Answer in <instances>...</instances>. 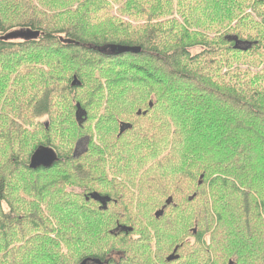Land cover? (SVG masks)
<instances>
[{
  "label": "rangeland",
  "instance_id": "obj_1",
  "mask_svg": "<svg viewBox=\"0 0 264 264\" xmlns=\"http://www.w3.org/2000/svg\"><path fill=\"white\" fill-rule=\"evenodd\" d=\"M225 2L227 3L224 4ZM246 4L247 6L240 13L237 8L239 5ZM153 6V1L139 0L136 3V12L133 14L119 9L120 15H116L103 6L102 0L96 4L94 0H0L2 21L4 27H6L4 34L8 33L6 35H9L10 31L23 29V26L28 23V18L36 17L47 32L69 31L80 24L85 37L89 40L100 42L134 41L136 43L143 37V31L154 25V23L164 20L166 22L178 21L181 24L180 28L175 27L170 31L168 39L164 38L165 42H173L174 39H180L186 33V26L184 23L182 24L181 20V16L184 15L186 22H193L194 19L195 24H198V27L195 25L190 29L191 37L195 39L200 38L199 40H201L203 35L223 39L225 35L231 34L238 35L241 39L246 40L258 39L260 44L262 40L261 48L258 47L248 54L237 53L232 54L233 57H231V52L225 49L220 53L221 56H219V53L212 54L210 61L214 63L215 61L225 60L223 64L217 65L216 68L221 70L214 74L212 78L213 81L218 83H225L224 85L216 84L220 88L227 89L229 85L236 86L235 83H237L240 86V89L236 86L240 91L238 94L243 97L249 99V92L252 89L254 92L264 95V38L262 36L264 32L256 24L261 22L259 14L261 15L262 8H256L248 2L234 0H168V12L163 18L157 17L153 13ZM253 8L258 12L251 11ZM98 15L103 18L94 20V17ZM205 25L210 26V28H204ZM62 36L66 37V34L63 33ZM21 42H23L21 38L11 41L14 46L20 45L18 43ZM158 43L160 44L161 41L159 40ZM32 48H27L21 55L17 54L19 48L12 53L9 67L10 71L16 67V71L10 74L11 81L4 88L0 86V93H3L0 96L6 95L4 92L7 90L10 91L7 92L10 106L6 104L8 107L3 108V111L6 110L8 114L3 111L0 112L6 115L3 121L7 123L3 128H0V131L2 129L6 131L4 135L0 136V167H5L6 160H9L10 155L14 154V150L18 146V142L13 143L10 139L11 134L8 131V125L13 123L20 127V124L23 123L24 129H26L23 139L26 141L28 153L33 146L50 143L64 156V159L70 158L67 160L71 161V163H68L70 166L81 164L82 169L84 168L92 173L85 182H82V185L74 184L73 177H71V186L69 181L64 179L68 184L64 186V192L82 195L95 190L100 193H110L117 201L115 204H109L106 211H100L99 216L95 217L96 220L99 219L96 223L98 231H101L102 235L99 243L79 241L78 243H71L69 247L64 243L62 244L64 249L60 253L68 257L70 264H76L78 259L82 257L97 254L106 258L113 256L112 264H228L229 260L234 261L235 264H249V259L240 250L219 251L212 246L207 231V222L202 211L206 198L202 191L210 189L209 182L217 175L208 173L207 184L204 181V184L200 186L198 181L199 176L202 173L205 174L203 169L185 174L183 172L189 169H186V166L178 165V169L170 172L171 176L164 177L167 186L158 190L155 179L160 176L161 169L156 164L157 160L151 157L149 161L142 163L141 166L138 162H133L132 167L125 166V164L130 163L129 158L132 156L131 151L135 140L139 142V138L136 139L135 133L148 130L151 121L159 115L167 114L170 123V138L178 141L179 149H184L186 141L183 142L180 137V111L176 103L167 102L168 93L166 96L164 90L165 82L170 79L167 73L160 74L155 70V75L161 78L164 86L153 84L150 88L143 87L140 82L132 83L131 81L137 79L135 77L142 76L135 71L124 70L119 77L121 78L117 84L119 87L115 91H120L122 87H128L127 81H129L136 89V93L129 95L126 92L123 100H121L122 102L113 104L114 100L108 101L107 98L108 93L111 92L108 88V92L103 90L100 105L91 108L88 106L91 96L88 87L92 86L93 83L84 75L83 78L80 77L84 81V87L67 92L66 83L74 75H77L80 69L81 72H84L82 68L90 66L89 63L86 64L83 60L92 56L81 53L85 56L83 58L79 53L63 51L61 55H58L60 62L52 59L49 65H45L53 70V79L49 85L57 88V92L55 94L54 89L51 97L50 114L37 118L31 115L34 101L43 95L49 85L45 86L40 78V70L44 68L45 62L43 64L37 63L30 58L33 55L30 51ZM191 50V53L195 54L200 50V47L191 48ZM6 58H1L0 61ZM47 59H50V57ZM95 62L99 63L95 64L91 77L97 79V72H100L102 66L109 61L95 60ZM137 62L133 61L132 63ZM232 66L235 67V70ZM208 69L209 72L213 71L215 64ZM256 69H262V71L257 73ZM0 72V76H5L7 73L6 69H1V67ZM205 72H207V68ZM177 86L187 90L186 84L182 82ZM228 89H230V86ZM221 91L227 93L228 90ZM188 92L190 93L189 90ZM149 99L156 103V109H153L145 118L137 117V111L147 108ZM73 101L83 102L87 105L89 118L82 129L78 128L79 130L74 122ZM108 103H111L110 107L114 108L111 111L107 110ZM201 103L205 105L207 101L204 99ZM208 107L210 108V104H208ZM211 108L212 114L217 113L218 110L224 111L225 117L228 119H232L230 115L235 113L226 107H222L218 102L213 103ZM105 114L117 115L116 119L118 121L134 124L132 132L119 140L117 147L110 148V144L117 140L118 124L116 125V121L111 123L109 119H102L101 117ZM250 124L252 125V123ZM220 131L222 132L220 138H216L218 141H221L224 135V131ZM48 140L49 142H47ZM207 141L209 140L207 139ZM190 146L192 149L193 144H190ZM91 147H98V149L93 153L91 152L92 155L85 153L80 158H75L86 148L90 151ZM255 152L259 154L258 149L249 150V153ZM100 153L101 157H98ZM115 153L119 155V158H122L120 161L112 157ZM204 158H209V153ZM212 158L217 159V156H212ZM61 166L63 167L59 166L52 172L42 173L40 176L53 175L49 177L48 184L53 179H56L55 182H60L57 172L60 170L67 171V169H64V163ZM127 168L131 169V172H127ZM215 172L217 173L219 170ZM133 173H136V177L127 182V179ZM12 176H15L14 193L18 189H22L18 195L23 202L17 204V207L27 211L29 204L34 203L38 198L25 191L24 188H33V185L28 181L33 182L36 176L30 175L27 169L22 166L16 174L12 173ZM234 183L239 193L245 192L239 180ZM252 184L255 183L252 181ZM136 191H138V194ZM195 193L197 197L193 201L188 199ZM253 193L249 189V196L258 203V212L263 215L264 219V209L261 204V201H264V194ZM224 194L231 197V202L237 207L242 206V200L238 193L228 190L224 191ZM206 195L208 199L209 194ZM216 195L218 194L216 193ZM170 196L173 197L176 206L168 207L164 216L161 217L160 221H157L155 219L156 212L161 210ZM87 203L93 211L98 212L99 205L97 203L94 201ZM2 206L5 212L9 211L8 205L3 203ZM61 209L62 207L56 209L53 205L47 207L45 203L41 204V211L44 216L51 218L49 224H56L54 219L63 211ZM64 211L75 212L74 209L70 210L68 207H65ZM62 216L66 222L70 223L67 234L73 238H81L73 226V220H70L72 219L71 214H63ZM261 221H263V227L253 229H255L256 234L261 233L264 235V220ZM118 223L133 227V233L117 238L109 235L110 231L116 229ZM38 232L39 229L36 233ZM29 234L20 241L11 240L9 245H0V263L7 261L10 262L9 264H15L13 262L14 258L11 260V255L12 253L15 255L16 250L17 262L23 260L27 249L31 245V239L28 240L27 238L34 235L29 236ZM5 242L7 240L0 241V243ZM175 248L178 249L177 252H174ZM174 254H179V259L168 262L167 258ZM26 260H24V263Z\"/></svg>",
  "mask_w": 264,
  "mask_h": 264
},
{
  "label": "trees",
  "instance_id": "obj_2",
  "mask_svg": "<svg viewBox=\"0 0 264 264\" xmlns=\"http://www.w3.org/2000/svg\"><path fill=\"white\" fill-rule=\"evenodd\" d=\"M137 1L139 0H102V4L116 15H120L119 9L133 14L136 12ZM147 1L154 2L153 13L157 17L166 16L168 12V0ZM234 1L248 2L256 8H262L261 15L258 13L261 22L256 24L264 32V0ZM99 2L101 0H94L95 4ZM246 6L247 4L243 6L239 5L237 9L241 13ZM251 11L258 12L255 8L251 9ZM97 18L103 17L98 15L94 17V20ZM181 20L182 24L184 23L186 26V33L180 39H174L173 42H165L164 38L168 39L170 31L175 27L180 28L181 24L178 21L166 22L161 20L159 23H154V25L143 31V37L134 43V41L100 42L89 40L85 37L80 24L69 31L47 32L36 17H31L28 18V23L23 26V29L10 31L9 34H14V32H30L38 34L37 37L30 39L21 38L23 42L18 43L20 45L14 46L11 43V39H6V34L8 33L4 34L6 27H4L2 21V11L0 9V59L7 57L0 61L1 69L3 68L7 71L5 76H0V86L4 88L11 81L10 74L16 71V67L10 71L9 65L12 60V53L17 48H19L17 54L21 55L27 48L33 47L30 50L33 54L30 58L37 63L43 64L45 62L44 68L40 70V78L45 86L49 85L53 79L52 68L45 65H49L52 59L60 62L58 55H61L63 51H73L74 53L92 56L89 59L83 60L86 64L89 63L90 66L82 68L84 72H81L80 69L78 74L74 75L81 85L79 87L70 86L74 76L66 83V92L69 90L76 91V89L84 87V81L81 78L85 75L93 83L92 86L88 87L89 94L91 95L88 106L91 108L92 106L100 105L103 90L108 92V88H110L111 92L108 93L107 98L109 99L108 101L114 100L113 104L122 102L121 100H123L126 92L129 95L136 93V89L129 81H127L129 88L122 87L120 91H115L119 87L117 85L119 80H121L119 77L123 74L124 70L135 71L142 76L135 77L137 79L131 81L132 83L140 82L143 87L150 88L153 84L164 86L161 78L155 75V70L160 74L167 73L170 79L165 82L166 89L164 86V90L166 96L168 93L167 102L176 103L180 111V137L183 142L186 141L184 149H179L178 141L170 138V123L167 114L159 115L151 121L148 130L135 133V137L136 139L139 138V142L135 140L133 150L131 151L132 156L129 158L130 163L125 164V166L132 167L133 162H138L141 166L142 163L149 161L151 157L157 160L156 164L161 169L160 176L155 179L158 190L167 186L164 177L171 176L170 172L178 169V165L186 166V169H189L183 172L185 174L203 169L205 174L202 173L200 175L203 176L200 186L204 184V181L207 184L208 173L217 175L216 178L209 182L210 189L202 191L206 197L202 211L207 222V231L210 235L213 248L227 252L240 250L249 259V264H264V235L261 233L256 234L255 229H253L255 227L262 228L263 221L261 220L264 219L263 215L258 212V203L249 196V189L258 195L264 194V97H262L264 95L254 92L252 89L249 92V99L243 97L238 94L240 86L237 83L235 85L238 88L234 85H229L230 89H228L229 86L227 89L220 88L216 84L224 85L225 83H218L213 81L212 78L214 74L221 70L216 68L217 65L223 64L225 60L215 61L214 63L210 61L212 54L219 53V56H221L220 53L225 51V49L231 52V57H233L232 54L237 53L248 54L258 47L261 48L262 40L260 44L258 39L246 40L241 39L238 35L231 34L225 35L223 39L210 38L203 35V38L199 40L200 38H192L190 34L192 26L196 25L198 27L194 19L193 22H186V17L183 15L181 16ZM206 27L210 28L208 25L204 26V28ZM63 33L66 34V37L62 36ZM262 36L264 38V35ZM159 40L162 44L158 43ZM195 47H200V50L193 54L191 53V48ZM49 57L50 59H47ZM95 60L109 61L106 65L102 66L103 68L100 69V72H97V79L91 77L95 64L99 63L95 62ZM133 61L138 62L132 63ZM213 64H215V69L209 72L208 68ZM206 68L207 72H205ZM233 68L235 70V67ZM256 71L259 73L262 69H256ZM181 82L186 84L187 90H183L181 89L182 87L177 86ZM54 89L56 94L57 88L50 87L49 85L43 95L34 101L31 115L38 118L50 114L49 110L52 107L51 97ZM221 90L228 91L225 93ZM7 92L9 93L10 91L7 90L4 92L6 95L0 96V112L3 111V108L6 109L10 106ZM204 99L207 101L205 105L201 103ZM216 102L222 107L235 112L230 115L232 119L226 118L225 112L221 110H218L214 114L211 113V105ZM73 103L74 122L77 125L75 127L82 129L89 118L86 109L87 105L78 101H73ZM208 104H210V108ZM110 105L112 104H107L108 111L114 109ZM155 106L156 103L149 99L147 101V108L138 110L136 116L147 117L153 109H156ZM3 112L8 114L6 110ZM5 116V114L0 113V128H3L7 124L3 121ZM101 118L104 120L109 119L111 123L116 121V125L118 124L117 140L110 144V148L117 147L119 140L134 129V124L118 121L116 119L117 115L105 114ZM220 130L224 131V135L221 141H218L216 138H220L222 133ZM8 131L11 134V141L13 143L18 142V146L14 150V154L10 155L9 160H6L7 164L5 167H0V241L4 242L7 240V242L0 243V245L6 246L10 244L11 240L20 241L29 233V236L34 234L27 238L28 240L31 239V245L27 249L23 260L19 263L17 262V250L15 255L12 253L11 260L14 258L13 262L15 264H70V261L67 259L68 257L60 253L64 249L62 244L64 243L69 247L71 243H78L79 241L99 243L102 235L101 231H98L96 223L99 219L96 220L95 217L99 216L98 213L100 211H106L109 204H115L117 201H115L112 194L100 193L95 190L83 193L82 195L64 192V186L68 185L64 179L69 181L70 186L71 177L74 179V184L82 185V182H85L92 173L89 170L82 169L81 164L70 166L68 163H71V161H67L70 158L64 159V156L50 143L33 146L29 149L28 153L26 141L23 139L24 133H26L23 123L20 124V127H17L13 123L8 125ZM5 132L2 129L0 136L4 135ZM189 143L193 144L192 149ZM39 148L52 150L57 161L47 168L38 167L31 170L29 169L31 157ZM97 149L98 147H91L89 151L86 148L85 151L78 154L75 158L78 159L85 153L92 155ZM253 149H258L259 154L258 152L249 153V150ZM208 153L209 158H204ZM215 155L217 159L212 158ZM98 157H101V153ZM112 157L117 158V161L122 159L119 158L117 153ZM62 163L65 164L64 169H67V171L60 170L57 172L60 182H55L56 179H53L48 184L49 177L53 175L40 176L42 173L52 172L59 166L63 167L61 166ZM21 166L25 167L30 175L36 176L33 182L28 181L33 185V188H24L25 191L38 198L34 203L29 204L27 211H23L17 207V204H22L23 202L18 195L22 189H18L14 193L15 176H12V173L16 174ZM216 170H219V172L216 173ZM127 172H131V169L127 168ZM135 177L136 173L131 174L127 182L132 181ZM182 177L183 174L181 175V179ZM237 180L243 185L245 192H238L234 183ZM252 181L255 184H252ZM228 190H232L234 193L240 195L242 200L241 207H237L231 202L232 198L224 194V191ZM136 193L138 194V191ZM206 194H209L208 199ZM193 195L188 199L191 198L193 201L197 197V194ZM110 200L111 202H108ZM90 201H94L99 205L98 212L90 208L89 203H87ZM3 203L8 205V212L3 210ZM42 203H45L47 207L53 205L56 209L62 207L61 210L63 211L59 210L61 211L60 214L54 219L56 224H49L51 218L45 217L44 213H42ZM261 204L264 209V201H261ZM170 206H176L171 196L168 197L165 205L161 208L163 209V216L165 210ZM65 207H68L70 210L74 209L75 212L64 211ZM61 214H71L72 219L70 220H73L75 224L73 226L81 238H73L67 234L70 223L66 222ZM160 219L161 217L157 221H160ZM116 226V229L109 232V235L114 238L133 233V227L122 225V223H118ZM38 229L39 232L36 233ZM177 250L175 248L174 252H177ZM173 256L177 257L173 261L179 259V254H174ZM89 257L105 258L98 254L90 255L78 259L76 264L85 263ZM24 260H26L25 263ZM9 263L5 261L0 264ZM228 264H235V262L229 260Z\"/></svg>",
  "mask_w": 264,
  "mask_h": 264
},
{
  "label": "water",
  "instance_id": "obj_3",
  "mask_svg": "<svg viewBox=\"0 0 264 264\" xmlns=\"http://www.w3.org/2000/svg\"><path fill=\"white\" fill-rule=\"evenodd\" d=\"M38 34H32L30 32H16L14 34H9L7 35V40H14L17 38H36ZM237 45V44H236ZM81 84L80 82L77 80V78L74 76L72 79V82L70 84L71 87H79ZM57 161V158L54 154V152L50 149H46V148H39L31 157L30 163H29V169L34 170L38 167H49L51 166L53 163H55ZM203 176L199 177V185H201V180H202ZM191 200V198H190ZM170 203V202H168ZM104 204V202H103ZM163 216V209H161L160 211L156 212L155 214V218L159 219L160 217ZM177 257L171 255L169 258H167L168 262L173 261L174 259H176ZM84 264V262L82 263Z\"/></svg>",
  "mask_w": 264,
  "mask_h": 264
},
{
  "label": "flooded vegetation",
  "instance_id": "obj_4",
  "mask_svg": "<svg viewBox=\"0 0 264 264\" xmlns=\"http://www.w3.org/2000/svg\"><path fill=\"white\" fill-rule=\"evenodd\" d=\"M113 201H114V199H113ZM108 202H111V200L108 201ZM112 258H113V256H110V257H107V258L106 257L105 258H101V257H98V258L89 257V258L86 259V261H85L84 264H112L113 263V259Z\"/></svg>",
  "mask_w": 264,
  "mask_h": 264
}]
</instances>
